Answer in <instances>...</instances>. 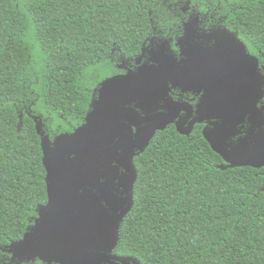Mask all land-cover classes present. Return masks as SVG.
Segmentation results:
<instances>
[{"label": "trees", "instance_id": "trees-1", "mask_svg": "<svg viewBox=\"0 0 264 264\" xmlns=\"http://www.w3.org/2000/svg\"><path fill=\"white\" fill-rule=\"evenodd\" d=\"M187 3L177 16L166 0H0V264H47L8 251L47 203L37 129L74 132L98 84L129 67L147 38L181 14L236 35L264 61V0ZM135 164L117 254L140 264H264L263 167L231 166L201 136L170 130Z\"/></svg>", "mask_w": 264, "mask_h": 264}, {"label": "flooded vegetation", "instance_id": "flooded-vegetation-1", "mask_svg": "<svg viewBox=\"0 0 264 264\" xmlns=\"http://www.w3.org/2000/svg\"><path fill=\"white\" fill-rule=\"evenodd\" d=\"M188 9L186 3L182 13ZM203 27L198 18L179 17V23L169 31H159L147 38L129 67L118 66L117 73L100 82L141 70L153 71L149 73L150 81L145 82L147 90L126 105L140 117L122 118L125 126L121 134L103 148L107 156L95 160L90 177L77 189L78 195L86 192L90 207L94 204L93 193L100 197L113 219L129 205L127 198L133 199L136 183L129 184L133 169L138 175L135 158L160 132L170 130L185 137L199 135L211 150L212 144L236 161L249 160L251 155L245 146L253 147L259 138L264 142V61L236 35L212 34ZM147 92L151 95L143 96ZM100 93L99 87L93 104ZM153 129L156 131L145 144L147 133ZM66 134L71 133L54 131L47 135L53 143ZM257 159V163H264V158ZM108 181L110 185L106 187ZM95 214L91 209V216ZM99 245L93 243L84 249L137 261L104 259L100 264H140L133 257L117 254V246L100 250Z\"/></svg>", "mask_w": 264, "mask_h": 264}, {"label": "water", "instance_id": "water-1", "mask_svg": "<svg viewBox=\"0 0 264 264\" xmlns=\"http://www.w3.org/2000/svg\"><path fill=\"white\" fill-rule=\"evenodd\" d=\"M149 73L153 71L141 70L137 74L115 76L100 83L101 93L93 110L87 114L85 124L73 133L61 136L60 140L51 143L49 136L37 129L46 172L47 203L40 208L35 226L21 241L8 247L13 259L20 262L38 259L48 264H100L104 259L135 261L84 249L93 243L100 244L97 247L100 250L117 246L120 224L132 208V197L127 198L129 205L113 219L97 194H92L94 204L90 207L86 192L78 195L77 189L90 177L95 160L107 156L103 148L121 134L125 126L122 118L140 117L126 105L147 90L145 82L150 81ZM150 77L152 79V74ZM155 131L153 129L147 133L145 144H148ZM211 147L231 166H264V163H257V157L264 158V142L261 138L253 147L245 146V151L251 155L248 161L241 158L236 161L212 144ZM99 176H102L101 173ZM136 179L137 173L133 169L129 184L133 186ZM109 185L108 181L106 187ZM91 209L96 211L94 217L91 216Z\"/></svg>", "mask_w": 264, "mask_h": 264}, {"label": "rangeland", "instance_id": "rangeland-1", "mask_svg": "<svg viewBox=\"0 0 264 264\" xmlns=\"http://www.w3.org/2000/svg\"><path fill=\"white\" fill-rule=\"evenodd\" d=\"M184 0H166V2L167 3H172V4H168L169 5V7H170V9H172L171 11H173V12H171L172 14H174V12H175V15H177L178 16V14L179 13H181L182 12V10L184 9V7L186 6V5H181L182 3H180V2H183ZM189 1V0H188ZM187 1V2H188ZM186 1L185 2H183V3H187ZM189 5V4H188ZM178 6V7H177ZM167 9V8H166ZM176 17V16H175ZM179 17H181V14L179 15Z\"/></svg>", "mask_w": 264, "mask_h": 264}]
</instances>
